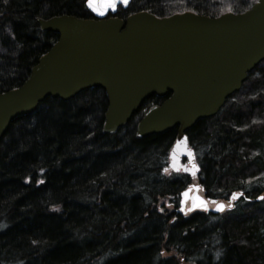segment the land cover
<instances>
[{
  "label": "trees",
  "instance_id": "16d2710c",
  "mask_svg": "<svg viewBox=\"0 0 264 264\" xmlns=\"http://www.w3.org/2000/svg\"><path fill=\"white\" fill-rule=\"evenodd\" d=\"M86 0H0V93L20 87L58 36L37 19L92 18ZM257 0H131L157 18H216ZM145 101L144 108L156 104ZM100 88L46 98L0 140V264H264V60L213 117L186 137L198 173H164L176 128L136 137L140 115L113 134L102 127ZM198 184L218 215L182 213L179 194Z\"/></svg>",
  "mask_w": 264,
  "mask_h": 264
},
{
  "label": "water",
  "instance_id": "95a60500",
  "mask_svg": "<svg viewBox=\"0 0 264 264\" xmlns=\"http://www.w3.org/2000/svg\"><path fill=\"white\" fill-rule=\"evenodd\" d=\"M130 1L86 0L92 18L36 20L41 31L58 38L20 87L0 93V140L14 119L32 113L46 98L68 101L84 90L102 89L107 100L102 132L113 134L155 96L163 101L143 113L136 137L176 128L163 172L193 176L198 171L186 132L216 115L264 60V0L216 18L188 12L115 17L117 8L125 10ZM200 189L192 185L179 194L182 213L224 211L223 202L205 199ZM220 204L223 211L217 210Z\"/></svg>",
  "mask_w": 264,
  "mask_h": 264
},
{
  "label": "snow or ice",
  "instance_id": "6c2138e0",
  "mask_svg": "<svg viewBox=\"0 0 264 264\" xmlns=\"http://www.w3.org/2000/svg\"><path fill=\"white\" fill-rule=\"evenodd\" d=\"M122 2L124 4H127L128 3V0H122ZM189 155H191V153H189ZM193 167H195V165H193ZM184 195H187V193H184ZM237 195L238 194H233V197L232 198L233 199H236L237 198ZM261 199H264V197H261ZM182 203H183V201H182ZM228 207L230 208V207H232V205L229 204ZM223 209H224V205L223 204L217 205V210L223 211Z\"/></svg>",
  "mask_w": 264,
  "mask_h": 264
},
{
  "label": "flooded vegetation",
  "instance_id": "af4514ba",
  "mask_svg": "<svg viewBox=\"0 0 264 264\" xmlns=\"http://www.w3.org/2000/svg\"><path fill=\"white\" fill-rule=\"evenodd\" d=\"M163 100H159L156 104H153L151 105L150 107H153V106H157V105H160L162 103ZM145 105L142 104L141 107L139 108L137 114H139L140 116H142L143 112H145L147 109H149L150 107H148L147 109L144 108Z\"/></svg>",
  "mask_w": 264,
  "mask_h": 264
}]
</instances>
